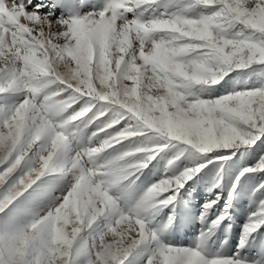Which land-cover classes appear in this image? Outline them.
Instances as JSON below:
<instances>
[{"label": "snow or ice", "instance_id": "snow-or-ice-1", "mask_svg": "<svg viewBox=\"0 0 264 264\" xmlns=\"http://www.w3.org/2000/svg\"><path fill=\"white\" fill-rule=\"evenodd\" d=\"M160 3L108 0L102 10L51 20L39 12L42 4L29 7L32 0H0V93L22 94L0 111V213L18 198L46 195L49 182L42 178L69 172L74 177L42 216L24 224L0 222L7 228L0 232V264H125L139 246L156 238L144 214L172 204L208 166L160 179L133 207L121 210L117 191L139 179L169 143L211 154L212 163L264 138V84L212 99L187 91L264 65V0H185L187 8L214 9L199 18L180 12L148 19L143 13L126 15ZM235 25L243 28L229 38L225 33ZM97 105L103 108L94 112ZM89 113L84 129L100 121L91 136L104 133V138L95 147H74L76 133L69 126ZM145 134L160 142L101 156ZM257 171L264 172V156L241 170L225 211L209 231L227 218L240 179ZM216 203L204 205L202 220ZM101 219L107 221L103 230L90 233ZM262 224L264 201L244 225L245 235ZM146 264L251 262L239 252L208 258L199 250L158 244Z\"/></svg>", "mask_w": 264, "mask_h": 264}, {"label": "rangeland", "instance_id": "rangeland-1", "mask_svg": "<svg viewBox=\"0 0 264 264\" xmlns=\"http://www.w3.org/2000/svg\"><path fill=\"white\" fill-rule=\"evenodd\" d=\"M108 0H32L30 8L36 4H42L39 9L41 14H50L51 20L67 18L70 16L84 15L88 12L99 11L104 8ZM214 9L194 7L187 8L185 0H178L176 3H169L168 0H161V3L152 7H142L127 13L129 19L138 13H143V19L159 16L163 12L169 14L180 12L190 18H199L201 15H210ZM243 26L235 25L225 33L229 38H236ZM247 34V30H245ZM264 84V65H254L243 72L230 73L219 86L220 90L214 92L213 87L193 86L187 90L202 99H212L218 96L245 88L258 87ZM22 94L15 91H5L0 93V111L19 102ZM102 105H97L93 111L102 110ZM85 117L81 121H76L69 126V131L76 133L73 145L79 147L98 146L104 138V133L92 137L100 121L84 129V124L91 117ZM79 129H84L79 132ZM159 138L145 134L125 141L117 145L115 149L108 150L104 155H115L120 151L131 150L140 145H153L159 143ZM186 146L179 142H172L167 145L155 159L149 162L148 167L142 170L137 179L124 191H117L119 196V207L127 210L135 205L147 188L160 179L177 175L185 168L196 167L207 163L201 173L193 180L189 181L184 188L180 189L174 202L162 209H149L144 214L148 221V227L156 234L155 240L149 239L139 246L134 253L126 260L125 264H146L148 257L153 253L158 244L174 246L182 249H195L201 251L208 258L216 256L232 257L239 252V256L251 264H264V224L258 227L251 234L245 235L244 225L250 222V217L261 208V201H264V172L257 171L246 174L239 181L235 193L231 196V204L227 206V218L215 229L209 231L212 220L225 211L226 201L229 200V192L236 177L242 169L255 167L260 157L264 156V138L255 144L242 147L236 156L223 161H213L211 154H197L183 151ZM247 148V149H246ZM180 155L178 160L175 159ZM174 161L173 163H169ZM102 162V161H101ZM49 182L50 191L42 198L25 201L24 197L18 198L9 208L0 213V222L17 219L19 223H28L36 219L51 207L55 198H58L67 182H71L74 177L71 172L67 174L53 173L42 178ZM219 182V187H214ZM39 183V182H38ZM35 187V186H34ZM31 191V190H29ZM27 196V193L25 194ZM219 198V199H218ZM217 200V203L206 213V218L201 219L204 205L209 201ZM23 208L20 213L17 209ZM107 221L98 220L93 225L90 233L96 234L102 231ZM73 224L71 227H76ZM4 223H0V232L6 231ZM234 230L233 232H231ZM71 235V228H69ZM110 238V237H109ZM99 244V242H97Z\"/></svg>", "mask_w": 264, "mask_h": 264}, {"label": "trees", "instance_id": "trees-1", "mask_svg": "<svg viewBox=\"0 0 264 264\" xmlns=\"http://www.w3.org/2000/svg\"><path fill=\"white\" fill-rule=\"evenodd\" d=\"M217 86V88H214L213 90H214V92H217V90H220V88H219V86H221V85H216ZM247 149V148H246ZM234 230H232L231 232H233Z\"/></svg>", "mask_w": 264, "mask_h": 264}]
</instances>
